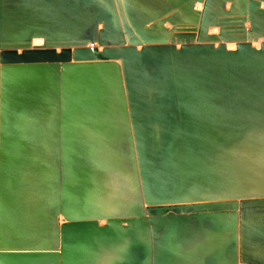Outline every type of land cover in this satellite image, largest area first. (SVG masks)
Wrapping results in <instances>:
<instances>
[{
  "label": "water",
  "instance_id": "95a60500",
  "mask_svg": "<svg viewBox=\"0 0 264 264\" xmlns=\"http://www.w3.org/2000/svg\"><path fill=\"white\" fill-rule=\"evenodd\" d=\"M0 264H264V0H0Z\"/></svg>",
  "mask_w": 264,
  "mask_h": 264
},
{
  "label": "bare ground",
  "instance_id": "6f19581e",
  "mask_svg": "<svg viewBox=\"0 0 264 264\" xmlns=\"http://www.w3.org/2000/svg\"><path fill=\"white\" fill-rule=\"evenodd\" d=\"M35 42L38 43L39 41H35ZM229 47H230V48H234L235 45H234V44H229Z\"/></svg>",
  "mask_w": 264,
  "mask_h": 264
},
{
  "label": "rangeland",
  "instance_id": "374dc122",
  "mask_svg": "<svg viewBox=\"0 0 264 264\" xmlns=\"http://www.w3.org/2000/svg\"><path fill=\"white\" fill-rule=\"evenodd\" d=\"M214 31H216V30H214ZM257 44V43H256ZM258 45V44H257Z\"/></svg>",
  "mask_w": 264,
  "mask_h": 264
}]
</instances>
